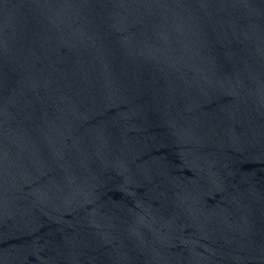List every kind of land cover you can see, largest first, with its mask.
<instances>
[{"label": "water", "instance_id": "obj_1", "mask_svg": "<svg viewBox=\"0 0 264 264\" xmlns=\"http://www.w3.org/2000/svg\"><path fill=\"white\" fill-rule=\"evenodd\" d=\"M0 264H264V0H0Z\"/></svg>", "mask_w": 264, "mask_h": 264}]
</instances>
